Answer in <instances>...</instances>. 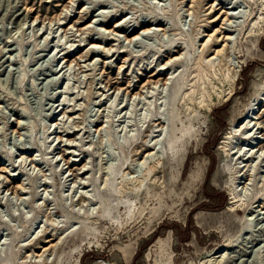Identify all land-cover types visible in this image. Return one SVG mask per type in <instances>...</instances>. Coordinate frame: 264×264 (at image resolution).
Listing matches in <instances>:
<instances>
[{"label":"rangeland","instance_id":"1","mask_svg":"<svg viewBox=\"0 0 264 264\" xmlns=\"http://www.w3.org/2000/svg\"><path fill=\"white\" fill-rule=\"evenodd\" d=\"M263 129L264 0H0L1 264H264Z\"/></svg>","mask_w":264,"mask_h":264},{"label":"bare ground","instance_id":"2","mask_svg":"<svg viewBox=\"0 0 264 264\" xmlns=\"http://www.w3.org/2000/svg\"><path fill=\"white\" fill-rule=\"evenodd\" d=\"M216 1V0H215ZM213 8L215 7L214 5L212 6ZM189 9H191V8H189ZM190 11V10H189ZM223 13V15H224V17H223V26L224 25H227V22H230L231 21V19H232V16H231V14L230 13H224V12H222ZM61 17H62V15L61 16H59V17H57L56 19H54V20H52V21H50V23H52V22H55V21H60L61 20ZM129 25V23L127 22V21H125V19L124 20H122L121 21V23H119L113 30H112V32H111V34H114V32H117V29H122L123 30V28H125V27H127ZM142 26V25H141ZM221 27L220 28V33L221 34H223V40H224V42H225V45L222 47V49H218V50H216L215 51V53L217 54V55H221L222 53H224V51L228 48L227 47V45H228V42L229 41H231V37H229V35H227V33H223V31L225 30V28L224 27ZM91 27V25L89 26V28ZM146 28L144 29V28H142L141 29V31H142V35L141 36H144V37H147V36H149V35H151V32H152V27L149 25V24H146V26H145ZM137 31V28H134L130 33H128V32H124V38L126 39V40H128V39H130V43L131 42H135V41H138L139 39H140V35H139V33H137L136 35H133V33H135ZM159 31H162V32H164L165 33V28H162L161 26H160V29H159ZM65 32H67V31H65ZM203 33H205V32H203ZM229 33V32H228ZM199 35H202V34H199ZM213 35L214 34H212V35H206L204 38H208L207 40H206V42L204 43V44H202V45H200L201 47H203V48H205V47H207L208 45H210V43L212 42V37H213ZM93 48L92 49H96L97 48V45L95 44V45H93L92 46ZM227 47V48H226ZM66 58H64V60H65ZM181 61H183V59L181 58V56H175L174 58H172V59H170L162 68H161V70H159V75L158 76H166V75H168L169 74V70H170V68L175 64V63H178V62H181ZM210 61H213V58L212 59H210ZM66 63H68V61H66ZM175 73H173L172 74V76H171V78L170 79H160V80H158V81H154V82H150V83H148V84H146L144 87H143V90H140V91H137V92H135V93H133V91H128V92H126V90L125 91H123V90H121L122 92H124L127 96H129L130 98H138L139 100L141 99L142 100V96H143V94H146V95H144V97L146 96L147 97V93L148 92H150V93H153L152 92V90H156L158 87H170L171 85H173V79H175ZM154 76H156V75H153V77ZM160 78V77H159ZM153 79V78H152ZM161 88V89H162ZM112 90H109L108 92H111ZM120 91V90H119ZM116 92H118V91H114L113 93H112V95L113 94H115ZM159 92V91H158ZM111 94V93H110ZM231 94H232V92H231ZM230 94V95H231ZM153 95V94H152ZM195 95V91H194V93L192 94V95H188V94H186L185 96H184V98L183 99H186V98H188L187 96H189V99H190V101L193 99V96ZM111 96V95H110ZM219 96V95H218ZM112 97V96H111ZM195 97V96H194ZM231 97V96H230ZM229 97V98H230ZM149 98V97H148ZM201 99H200V102L199 103H197L198 104V108H200L201 110H210V108H211V106H213L214 104H215V101H216V99H215V97H214V95L213 94H211V92H204V93H202V95H201V97H200ZM137 100V99H136ZM191 102H193V101H191ZM185 103V102H184ZM195 103V102H194ZM186 105V104H185ZM188 107V106H187ZM193 109V108H192ZM190 110V109H189ZM193 110H195V109H193ZM195 113V112H194ZM193 114V113H192ZM190 115V114H189ZM194 115V114H193ZM167 122H168V120H164L163 118H160V117H158V118H156V119H153V121H152V123H153V125H152V128H153V133H158V132H160L161 134H162V132L164 133V129H165V126L167 125ZM255 125H257V124H255ZM254 125V126H255ZM248 126H249V124L248 125H242L241 127H240V129H242V130H244V129H247L248 128ZM20 128H21V123L20 122H18L17 123V130H20ZM156 128V129H155ZM102 129H104V128H100V130H102ZM239 129V130H240ZM260 130H261V128H259ZM264 130V129H263ZM163 135V134H162ZM232 136H233V131H231V132H229V137H228V139L229 140H231L232 139ZM262 138V137H261ZM261 138H257L258 140H260ZM171 142H172V139H171ZM260 142L257 144V146L256 147H259V149L263 152L264 151V148H261L260 147ZM227 147L228 146H225L224 148V150L225 151H227L228 153H229V151L227 150ZM146 148L149 150L146 154V157L147 158H149V157H152V156H154L155 154H157V153H159V149H158V147H157V145H155L154 147H152V146H150V145H146ZM261 152V153H262ZM147 160V159H146ZM0 172H2V170H0ZM7 173V172H6ZM237 173V172H236ZM240 173V172H239ZM86 174V173H85ZM238 174V173H237ZM23 189L22 188H20V192L22 191ZM16 194V193H15ZM18 195H20L21 196V193H19V191L17 192V196ZM85 198V197H84ZM21 200H22V198H20ZM46 234H48L47 232L45 233V235ZM45 235H42L41 237H43V236H45ZM32 237V236H31ZM39 237V236H38ZM38 237H36V238H34L33 240H31V238H29V239H26V241H25V244H23L22 245V247L23 248H33V251L32 252H30V253H27V255H26V259L27 260H24V261H26V264H28V263H30V264H32L33 262L30 260V262H28V259H32L33 260V258H35V259H39V261L37 262V261H35L34 262V264H38V263H40V261H41V259H43V258H45L44 259V263L47 261V257H49V255H51V254H53L54 252H58L59 251V249H60V246H59V243H56V237L57 236H55V235H51V236H48L47 237V240H46V245H44V246H40V247H38V249H40V251H37V250H35V246H36V244L38 243V241H40L41 240V237L40 238H38ZM5 246H6V244L4 243L2 246H1V248H0V264L3 262V257H4V254H5V252H6V249H5ZM32 257V258H31ZM43 263V262H42Z\"/></svg>","mask_w":264,"mask_h":264}]
</instances>
